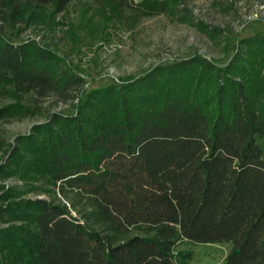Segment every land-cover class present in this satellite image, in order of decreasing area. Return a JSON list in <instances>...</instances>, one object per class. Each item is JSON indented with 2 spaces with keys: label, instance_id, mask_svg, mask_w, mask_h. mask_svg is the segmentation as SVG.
Listing matches in <instances>:
<instances>
[{
  "label": "trees",
  "instance_id": "obj_1",
  "mask_svg": "<svg viewBox=\"0 0 264 264\" xmlns=\"http://www.w3.org/2000/svg\"><path fill=\"white\" fill-rule=\"evenodd\" d=\"M78 1L0 0V95L71 108L0 163V264H183V242L264 264V38L226 66L196 56L89 90L62 55L5 34ZM110 1L145 15L165 5Z\"/></svg>",
  "mask_w": 264,
  "mask_h": 264
},
{
  "label": "rangeland",
  "instance_id": "obj_2",
  "mask_svg": "<svg viewBox=\"0 0 264 264\" xmlns=\"http://www.w3.org/2000/svg\"><path fill=\"white\" fill-rule=\"evenodd\" d=\"M133 1L138 5L144 0ZM149 1L165 3L164 10L145 15L142 6L127 11L110 0H80L61 14L46 8L5 34L18 41L36 40L62 55L80 71L89 90L196 56L226 66L236 49L244 52L242 41L264 38V0ZM16 103L26 111L20 109L22 115L0 119V163L18 136L45 123L51 113L71 110L52 97L34 102L29 97L15 101L0 95V110ZM231 249L228 243L183 242L175 254H184L183 264H225Z\"/></svg>",
  "mask_w": 264,
  "mask_h": 264
}]
</instances>
